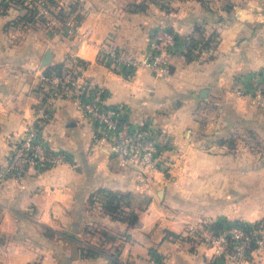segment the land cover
I'll list each match as a JSON object with an SVG mask.
<instances>
[{"label": "crops", "instance_id": "crops-1", "mask_svg": "<svg viewBox=\"0 0 264 264\" xmlns=\"http://www.w3.org/2000/svg\"><path fill=\"white\" fill-rule=\"evenodd\" d=\"M76 1L80 10L64 14L83 39L77 48L59 23L37 20L23 6L0 13V160L36 114L41 73L75 58L90 64L87 78L109 92V105L124 108L133 125H147L171 169L142 183L94 145L96 127L73 100L58 102L41 134L69 163L31 169L25 188L0 185V264H109L116 257L126 264H160L158 257L225 264L187 231L200 221L257 222L236 212L247 201L234 195L264 185V110L236 92L264 73V0H160L169 8L151 0ZM140 4L144 11L136 10ZM161 27L179 37L168 80L145 69L126 80L98 65L102 43L138 57ZM213 34L214 49H203ZM101 191L128 196L121 218L106 212Z\"/></svg>", "mask_w": 264, "mask_h": 264}, {"label": "built area", "instance_id": "built-area-1", "mask_svg": "<svg viewBox=\"0 0 264 264\" xmlns=\"http://www.w3.org/2000/svg\"><path fill=\"white\" fill-rule=\"evenodd\" d=\"M0 0L1 13L19 5L35 12L37 20H46L50 26L60 24V33L77 48L83 39L70 20L61 22L50 0ZM179 37L172 30L161 27L149 40L146 52L130 56L113 44L102 43L98 51V65L123 76L134 77L139 69L150 71L160 80L172 74L171 58L178 50ZM90 64L73 58L71 65L61 72L45 70L40 75L41 95L36 114L26 121L23 138L5 158L0 160V185L15 182L25 188L31 169L46 171L69 163L67 154L56 151L42 138V127L55 116L58 102L73 100L81 114L96 127L93 143L103 147L120 166L133 169L140 181L147 184L156 173H168V164L162 159V147L145 123L133 125L124 114L125 109L107 103L109 92L87 78ZM239 97L249 98L253 105L264 110V73L255 75L245 87L237 90ZM187 237L196 245H203L212 253V261L225 264H258L264 253V223L252 227L242 224L200 221L191 224ZM160 264H167L158 257ZM109 264H126L117 257Z\"/></svg>", "mask_w": 264, "mask_h": 264}, {"label": "rangeland", "instance_id": "rangeland-1", "mask_svg": "<svg viewBox=\"0 0 264 264\" xmlns=\"http://www.w3.org/2000/svg\"><path fill=\"white\" fill-rule=\"evenodd\" d=\"M13 2H14V4L17 3L14 0H13ZM155 2H157L158 5H162V6H163V4H164V6L166 4H168V1L161 2L160 0H155ZM53 5L55 7L56 13H75L76 11L80 10V8H81V3H79L76 0H68V1L54 0ZM57 6L59 7V9ZM165 8H169V7L165 6ZM70 20H71V17H66V18H63V20L61 22H69ZM71 21L74 24H76L75 21H73V20H71ZM242 193L243 192H237L234 195V197L236 199L239 198L238 200L245 199V201H247V202H245L241 205H236V207H235L236 212H237V210L242 211V212H244L246 210V213L254 215L253 217L256 218V221H257L256 223H264V216H263V214H264V185L260 186L258 184H255V186L253 185L250 188V191H248L247 193L244 192L245 194H242ZM239 214H241V213L239 212Z\"/></svg>", "mask_w": 264, "mask_h": 264}, {"label": "trees", "instance_id": "trees-1", "mask_svg": "<svg viewBox=\"0 0 264 264\" xmlns=\"http://www.w3.org/2000/svg\"><path fill=\"white\" fill-rule=\"evenodd\" d=\"M50 1L52 4H54V0H50ZM151 1L155 4H157V2H155V0H151ZM135 7H136L137 11H144L146 8L142 4L136 5ZM163 7L165 8L164 5H163ZM227 9H228V11H231L233 9L232 5H228ZM5 11H3L2 13H5ZM28 11H29V14L33 18H35V12L32 10H28ZM0 13H1V11H0ZM68 16L69 15L66 16L64 13H59V17L62 20H63V18H66ZM80 22H81V20H80ZM213 36H214V34L211 35L210 38L205 42V44L202 46L203 49L204 48H207V50L214 49L215 45L213 44ZM198 43L199 42L197 40L192 41V45L190 47V50L187 53V56L189 57V59H192L191 58L193 55L192 52L194 49H196ZM48 69L49 70H57L59 72H61L63 70V68L59 65H56L54 67H50ZM96 195H98V197L104 196V198L106 199V203H105L104 208H105L106 212L109 213L112 217L121 218V216L124 215V210H125L124 207H125L126 199L128 196L118 195V194L111 193L108 191H101V192L96 193ZM129 216L131 217V218H129L130 223L135 224L137 222L138 218L132 214H129ZM221 223L242 224V225H246L247 227H252V226L256 225V224H251V223L240 221V220L231 221L229 219H224L221 222H218L217 226L220 225ZM91 253H94V252H91Z\"/></svg>", "mask_w": 264, "mask_h": 264}, {"label": "water", "instance_id": "water-1", "mask_svg": "<svg viewBox=\"0 0 264 264\" xmlns=\"http://www.w3.org/2000/svg\"><path fill=\"white\" fill-rule=\"evenodd\" d=\"M203 96H205V95H203ZM206 97V96H205Z\"/></svg>", "mask_w": 264, "mask_h": 264}]
</instances>
